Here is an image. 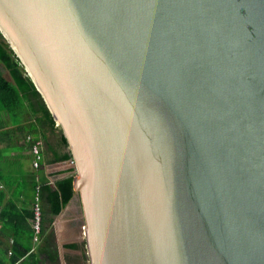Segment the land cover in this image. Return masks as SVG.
Segmentation results:
<instances>
[{"label":"water","instance_id":"95a60500","mask_svg":"<svg viewBox=\"0 0 264 264\" xmlns=\"http://www.w3.org/2000/svg\"><path fill=\"white\" fill-rule=\"evenodd\" d=\"M76 163L89 264H264V0H0Z\"/></svg>","mask_w":264,"mask_h":264},{"label":"crops","instance_id":"0c3cea01","mask_svg":"<svg viewBox=\"0 0 264 264\" xmlns=\"http://www.w3.org/2000/svg\"><path fill=\"white\" fill-rule=\"evenodd\" d=\"M41 119L42 116L33 118L26 109L18 119L11 118L8 112H0V264H73L75 259L79 264H89L78 195L74 191L71 201L54 214L45 193V188L55 191L57 182L74 174L71 158L66 157L71 150L64 145L61 129L47 123L41 125L38 122ZM29 136L43 142L40 168L33 164ZM39 186L45 233L41 240L31 226L32 206ZM47 237L50 240L46 245ZM53 245L57 251L56 263L46 252L49 246L53 250ZM72 245L79 248L74 249Z\"/></svg>","mask_w":264,"mask_h":264},{"label":"trees","instance_id":"16d2710c","mask_svg":"<svg viewBox=\"0 0 264 264\" xmlns=\"http://www.w3.org/2000/svg\"><path fill=\"white\" fill-rule=\"evenodd\" d=\"M0 64L8 73L7 77L4 70L0 67V112H8L11 118L18 119L21 112L26 109L33 118L42 116V119L38 121L41 125L47 123L48 125L55 127L56 123L44 100L37 92L32 80L26 74L19 59L11 50L9 44L6 42L1 33ZM33 133H36V131H33ZM63 142L64 145L67 146L65 139H63ZM72 156V152L66 155L68 158H72ZM55 186V191H52L51 188H45V193L49 196L48 201L52 204L53 213L58 214L64 205L70 202L74 196V176L68 177L61 182H57ZM44 236L45 233L42 231L38 236L39 240H41ZM48 239L50 240V238L47 237L46 240ZM49 240L46 241V245L49 243ZM71 247L78 249L79 245H72ZM53 248V250H50L49 246V249H46V252L49 254V259L56 263L57 251L54 245ZM87 261H89L88 256ZM72 263L79 264L80 261L75 259Z\"/></svg>","mask_w":264,"mask_h":264},{"label":"built area","instance_id":"2783aa9c","mask_svg":"<svg viewBox=\"0 0 264 264\" xmlns=\"http://www.w3.org/2000/svg\"><path fill=\"white\" fill-rule=\"evenodd\" d=\"M27 140L31 142V153L34 158L33 164L36 168H40L43 161V142L41 139H33V137L31 136H29ZM70 163L73 168V176L75 177L77 172L75 160L71 158ZM48 184L51 185L52 182H49ZM40 189L41 186L37 187V194L34 198V203L32 206L33 219L31 222V226L34 234L37 236L41 234L43 229V208Z\"/></svg>","mask_w":264,"mask_h":264},{"label":"rangeland","instance_id":"374dc122","mask_svg":"<svg viewBox=\"0 0 264 264\" xmlns=\"http://www.w3.org/2000/svg\"><path fill=\"white\" fill-rule=\"evenodd\" d=\"M0 67L4 70L6 76L8 77V73L6 72V69L0 64ZM78 207H79V216L81 218V220L84 221V217H83V212H82V206H81V201L78 197Z\"/></svg>","mask_w":264,"mask_h":264}]
</instances>
